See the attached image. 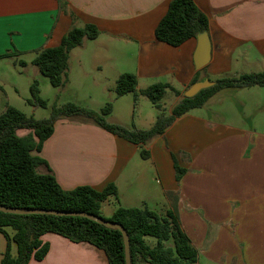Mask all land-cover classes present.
Instances as JSON below:
<instances>
[{
	"label": "crops",
	"instance_id": "crops-1",
	"mask_svg": "<svg viewBox=\"0 0 264 264\" xmlns=\"http://www.w3.org/2000/svg\"><path fill=\"white\" fill-rule=\"evenodd\" d=\"M170 1L0 0V55L54 47L73 26L95 24L101 34L94 40L105 34L136 46L138 90L151 85L142 88L144 78L174 88L168 89L175 94L173 102L169 107L163 103L166 113L196 75L215 83L220 77L264 71V0H195L209 17L212 44L211 59L200 69L194 62L197 37L178 47L156 39L155 29ZM229 89L178 117L149 142V158L141 156L139 144L92 121L60 119L42 150L33 152L47 163L37 171L52 173L66 190L81 185L103 190L113 183L118 189V198L111 197L115 210L146 205L161 215L176 211L199 252L196 264H264V122L252 120L248 126L222 117L232 106L225 100ZM113 91L106 93V101H114ZM159 113L157 109L155 121ZM107 146L111 154L103 151ZM175 160L185 169L179 180ZM42 240L49 243L48 253L28 264H108L104 250L88 242L56 233H46Z\"/></svg>",
	"mask_w": 264,
	"mask_h": 264
},
{
	"label": "trees",
	"instance_id": "trees-1",
	"mask_svg": "<svg viewBox=\"0 0 264 264\" xmlns=\"http://www.w3.org/2000/svg\"><path fill=\"white\" fill-rule=\"evenodd\" d=\"M209 17L195 0H171L166 14L159 21L155 36L160 42L178 47L202 32L209 31ZM101 34L97 25L88 23L73 26L59 45L36 50L33 64L40 73L49 78L56 88L68 82L70 53L86 39L94 40ZM21 54L15 50L0 55V59ZM20 64L27 63L20 60ZM199 81L196 75L193 84ZM264 87V71L244 73L238 77H220L214 85L198 92L193 97L184 96L166 113L162 100L170 84L157 82L141 90L160 111L155 123L147 129L129 128L120 123H110L107 117L113 111L112 102L100 110L68 102L61 106L54 103L51 115L46 119L28 116L13 105H7L0 114V205L10 208H47L69 211H85L122 224L130 237L132 264H196L198 250L184 231L179 215L167 210L164 215L148 206H118L110 218L102 216V206L109 198H118V189L111 183L103 190L81 185L71 190L64 189L52 173H39L37 167L47 164L39 155L44 142L54 133L56 122L63 118L92 121L108 132L126 138L141 146V156L149 158L146 145L164 134L178 117L196 108H202L218 91L225 88ZM138 76L124 72L116 80L117 97L129 93L138 98ZM28 102L37 107H48V101L40 95V83L34 79ZM18 130H30L21 136ZM176 178L179 180L185 169L175 160ZM14 230L10 235L6 230ZM0 233L7 239L0 264H28L32 259L42 260L49 250V243L42 240L46 233H56L74 242H88L106 253L108 264H126L123 233L83 216L53 214H18L0 211ZM154 237V246L146 237ZM16 245L17 255L12 253ZM170 242V244H167Z\"/></svg>",
	"mask_w": 264,
	"mask_h": 264
},
{
	"label": "rangeland",
	"instance_id": "rangeland-1",
	"mask_svg": "<svg viewBox=\"0 0 264 264\" xmlns=\"http://www.w3.org/2000/svg\"><path fill=\"white\" fill-rule=\"evenodd\" d=\"M35 56L36 51H29L18 56L6 57L5 60L0 61V114L6 110L7 105H13L28 116L46 119L50 117L54 103L61 106L68 102H74L84 107L92 106L94 107L92 109L100 110L108 102H111L104 98L110 88L115 92L113 89L115 88L114 77L124 72L137 75L139 63L135 45H126L122 40L115 41L103 34L97 40L87 39L83 46L71 51L68 82L64 87L56 88L51 84L49 78L39 73L38 68L33 64ZM20 60H24L27 65H21ZM83 65H85V69ZM37 76L40 83V95L48 101L46 108L33 106L28 102V99L31 98V84ZM152 82L154 81L144 78L140 80V85L145 88ZM229 90L232 92L231 96L225 100H230L233 107L224 110L223 112L226 114L222 113V117L230 122H244L248 126L252 120L264 122V87L257 86L253 89L242 90L230 88ZM138 92L137 99H135L134 93L123 97L114 96L113 111L107 117L108 122L122 123L129 128H150L155 123L157 109L147 96L141 94V90ZM174 98V92L168 90L162 103H166L169 107ZM226 101L224 102L228 105ZM224 102L218 106L223 105ZM227 105L226 108H228ZM232 108L235 110L232 111ZM230 113L232 114L229 115ZM17 133L27 135L28 130H18ZM105 150L111 154L110 146L103 149V151ZM115 204L114 198L104 202L102 216L110 218L115 210ZM6 230L10 235H13L14 230L11 227H7ZM146 241L151 246L157 242L151 236L146 237ZM6 244L7 239L0 233V262ZM12 253L14 256L17 255L14 242Z\"/></svg>",
	"mask_w": 264,
	"mask_h": 264
},
{
	"label": "water",
	"instance_id": "water-1",
	"mask_svg": "<svg viewBox=\"0 0 264 264\" xmlns=\"http://www.w3.org/2000/svg\"><path fill=\"white\" fill-rule=\"evenodd\" d=\"M198 46L194 54V62L197 69L203 68L206 66L211 59L212 44L208 32H202L197 36ZM214 85L213 81L208 79L203 81H198L194 83L185 93L187 97H193L201 90L211 87ZM0 211L8 213H18V214H53V215H70V216H83L91 220H94L102 225H105L109 228L119 229L124 236L125 243V257L126 264H132L131 260V248H130V237L125 229V227L115 221L106 220L101 217H98L94 214L85 212V211H69V210H57V209H47V208H31V209H20V208H10L3 205H0Z\"/></svg>",
	"mask_w": 264,
	"mask_h": 264
}]
</instances>
